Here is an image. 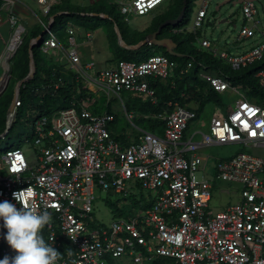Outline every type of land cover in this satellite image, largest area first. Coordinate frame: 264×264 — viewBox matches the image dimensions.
<instances>
[{
	"label": "built area",
	"instance_id": "1",
	"mask_svg": "<svg viewBox=\"0 0 264 264\" xmlns=\"http://www.w3.org/2000/svg\"><path fill=\"white\" fill-rule=\"evenodd\" d=\"M164 1H120V12L124 18L130 13L146 15ZM210 1L202 0L194 18L190 32L196 39L200 38L199 27L204 24ZM37 2L45 16L40 21L45 34L41 43L36 37L31 45L38 44L65 67L66 73L75 75L90 95L80 102L72 101L69 107L34 113L32 133L24 144L33 151L32 158L19 145L0 151V201L20 207L12 193L33 188L35 209L47 210L52 216L43 234L60 252L57 264H110V259L132 255L167 257L176 264H264V104L242 94L224 115L214 114L209 130L204 131L190 128V122L199 116L198 106L168 101L167 109L150 115L162 121V132L142 128L133 122L140 115L127 109L121 93L130 92L157 103L156 83H167L178 61L157 52L141 61L122 59L100 67L81 56L74 22H67L64 37L54 30L52 8L61 0ZM14 6L15 0L2 2L17 30L22 24L13 13ZM242 12L246 23L239 39L261 36L249 49L232 54L212 48L207 38L201 40L203 47L234 70L264 61V25L257 18L255 1L244 0ZM186 28V24L172 26V32L178 34ZM85 38L88 42L93 39L92 30L87 29ZM29 55L31 69V62L35 65L33 47ZM191 66L192 61L184 71ZM200 75L219 93L229 88L239 91L222 74L201 67ZM255 77L264 91V64L257 68ZM26 82L18 88L16 84L14 120ZM61 82L55 80L54 88ZM113 95L121 98L134 124L127 128L130 140L126 144L111 128L117 112L96 113L91 109L102 97L108 104ZM215 144H239L244 149L223 158L202 151ZM209 160L212 165L198 178L196 172ZM214 180L241 185L238 200L219 211L210 208ZM97 189L120 194L124 200L123 206L114 204L117 217L108 225L93 213ZM224 191L233 192L231 188ZM3 232L0 259L14 257L16 252L3 239Z\"/></svg>",
	"mask_w": 264,
	"mask_h": 264
},
{
	"label": "rangeland",
	"instance_id": "2",
	"mask_svg": "<svg viewBox=\"0 0 264 264\" xmlns=\"http://www.w3.org/2000/svg\"><path fill=\"white\" fill-rule=\"evenodd\" d=\"M120 1L124 3H129L130 0H63L64 4L71 5L76 8V6H82L85 8H98L99 6H105V8H120ZM172 0H165L152 12L146 15H134L132 13L128 14L124 19L127 22L125 30H120L116 27L115 23L110 20H103L99 25L95 23L99 22L100 18L92 16L87 20L77 19V23L89 27L93 32V39L90 42H85V32L86 27L76 26V35L79 40V51L81 56L86 60L95 61L100 67H107L112 64V59L116 58L115 51L113 48L117 46H123L124 48H130L125 46L124 41L127 37L129 42L128 45H137L141 42V38L146 35L148 30L155 29L157 26V21L166 13L177 12L178 9L182 8L183 0H176L175 8L171 6ZM211 0L207 15L204 20L203 26L199 27L200 38L196 40H189L187 33L192 30V24L198 9L202 5V0H192L189 7V21L186 23L187 28L180 33L179 37L186 40L185 46L188 50L194 49L201 50L203 52H209L208 49L201 45V40L204 38L209 39L212 42V48H217L219 51L226 50L232 54L241 53L249 49L253 44L261 39V36L256 35L254 38H241L239 39L240 31L243 25L246 23L245 16L242 12L243 2H238V0ZM258 11L257 18L260 19L262 25H264V0H254ZM221 4L220 9L217 6ZM28 28V26L26 27ZM64 29V21L58 18L55 23L54 30L56 32ZM30 31V29H29ZM115 34H114V33ZM109 33H112L111 41L109 39ZM116 35V36H115ZM21 36H27V33H23ZM85 38V39H84ZM123 41V43H122ZM27 46V47H26ZM26 46L20 45L16 50L15 54L10 59L11 69L8 72L5 83L0 87V96L4 93L3 97L0 98V124L4 125L6 123L3 112L10 108L11 103H8L9 97L14 95L16 90V84L21 80L14 76L17 69L22 65V60L28 59V50L31 44L28 42ZM193 46V47H192ZM51 53V50H50ZM20 61V62H18ZM4 61L0 64V70L4 65ZM19 67H17V66ZM30 72V71H29ZM27 76V75H26ZM25 76V77H26ZM24 77V78H25ZM10 78V79H9ZM5 88V89H4ZM242 89V88H241ZM233 89H228L222 93V100L219 104L208 105L204 107L199 112V116L196 120L190 122V128L200 127L204 131H208L211 123V118L215 114L217 116L224 115L227 112L228 106H233L239 97V93ZM128 92H122L121 97L126 103L128 100ZM185 96V95H184ZM112 105L119 116L124 120L125 124L134 126L133 122H137V117L133 118V122L128 118L127 112L124 104L119 96L111 97ZM26 115H21L19 120L10 130L9 134L5 138L0 139V151L6 149L11 143L22 146L25 149L27 157L30 159L33 157V151L25 148V140L31 135V127L25 128L23 119ZM2 122V123H1ZM132 130V129H131ZM244 149L239 144H215L202 148V151L206 154H210L215 158L228 157L239 150ZM212 160L208 163L202 165V169L196 172L198 178L202 176L212 165ZM210 172V171H209ZM241 187L239 183H233L223 180H214V185L212 188V200L210 201V208L214 211H219L224 209L228 204L234 203L238 200V189ZM225 188H231L232 193H228ZM237 188V189H236ZM95 200L93 206L94 216L102 223L110 224L113 222L117 213L113 209L114 204L125 205L122 195L120 194H110L104 190H98L95 193ZM126 208H129L127 205ZM114 264H172L168 261H163L162 259L155 258L152 256H126L116 260Z\"/></svg>",
	"mask_w": 264,
	"mask_h": 264
},
{
	"label": "trees",
	"instance_id": "3",
	"mask_svg": "<svg viewBox=\"0 0 264 264\" xmlns=\"http://www.w3.org/2000/svg\"><path fill=\"white\" fill-rule=\"evenodd\" d=\"M192 0H189V5L187 7L185 18L175 27L183 26L189 21V7ZM172 8L177 7L176 2L173 3ZM181 8L174 13L164 14L156 23L155 29L148 30L146 35L158 28L159 24L168 19L175 18L178 16ZM69 12V13H66ZM91 12H103L109 14L112 17V23H115L120 30H125L128 26L124 19V16L116 8H105V6H99L98 8H85L82 6H76V8L71 5H66L64 3L55 4L52 8V13H55L54 24L57 22L58 18L64 21V29L58 31L61 37L65 36V26L67 22L76 20H87L91 15ZM100 18L99 22L95 25H99L105 18L101 16H96ZM107 20V19H106ZM82 25L81 23H79ZM129 27V26H128ZM43 31L41 25L31 31V34L23 36L22 46H26L33 38L38 37V35ZM114 33V32H113ZM115 34V33H114ZM109 39L112 40V33H109ZM146 35L141 39L143 40ZM116 36V35H115ZM187 36L189 40L193 41L196 39V34L188 32ZM160 37H171L178 42V46L175 48L177 52L181 55L170 54L165 47L157 46L154 44H145L137 49H128L123 46H117L113 48L115 51L116 58L112 61L118 60H132L141 61L147 59L154 53L163 52L166 53L171 59L178 61L179 65L174 73L173 77L169 78L167 83H156L158 101L157 103H152L149 100H143L141 97L136 96L128 92V100L126 102L128 110H135L140 116L137 118L138 125L145 129L158 130L162 132V121L157 118H153L150 115L156 114L167 109L168 101H179L183 104H194L198 106V112H200L204 107L208 105H217L222 100V93L214 90L210 83L200 75L201 67H204L211 73H219L229 78L234 85L239 87L245 92L246 96L258 103L264 104V91L259 86L258 79L255 77L257 68L264 64V61L260 64H254L250 66L243 67L239 70H234L227 64L223 63L218 58L214 57L210 52H203L201 50L194 49L190 50L185 46L186 40L179 37L178 34L172 32V27L165 28L161 33ZM125 42L128 43L129 40L126 38ZM27 47V46H26ZM34 60L36 65V70L33 77L25 83V86L21 88L22 105L18 108L15 120L12 127L19 120L21 115H26L23 119L25 128L31 127L30 124L34 119V113L39 112L41 114L49 113L56 108L69 107L72 101H82L86 99L90 93L82 88V85L77 82L75 75L66 73L64 71L65 67L63 65L55 62L48 53L43 52L38 44H33ZM192 61V66L186 71L188 62ZM20 62V61H18ZM17 66V65H16ZM19 67V66H17ZM30 71V55L28 50V59L22 60V65L17 69V78L23 79ZM61 79V83L57 89L54 88V81ZM48 85L49 87H45ZM185 94L183 96L182 94ZM4 93L0 96L3 97ZM13 95L9 97L8 103H12ZM191 101H194L191 103ZM106 103V97L100 98V100L95 101L91 109L96 113H101L104 111L115 112L113 108L112 101L108 104ZM9 108L4 111V119L7 120ZM142 114H148L149 116L144 117ZM2 123V122H1ZM129 124H125L124 120L117 113V119L111 125L113 135L117 139H121L123 143H128L127 128ZM11 127V129H12ZM6 128V123L4 125L0 124V134L4 132ZM10 129V130H11ZM32 129V128H31ZM10 132V131H9ZM9 134V133H8ZM7 134V136H8ZM6 136V137H7ZM16 145L11 143L7 147H12ZM135 205H139L135 203ZM163 261L171 262L176 264V262L167 257L159 258ZM116 262L114 259H110V264Z\"/></svg>",
	"mask_w": 264,
	"mask_h": 264
},
{
	"label": "clouds",
	"instance_id": "4",
	"mask_svg": "<svg viewBox=\"0 0 264 264\" xmlns=\"http://www.w3.org/2000/svg\"><path fill=\"white\" fill-rule=\"evenodd\" d=\"M12 196L20 207L7 200L0 201V232L6 229L3 239L16 254L0 259V264H57L60 252L43 234L52 220L51 213L35 209V193L31 186L14 191Z\"/></svg>",
	"mask_w": 264,
	"mask_h": 264
},
{
	"label": "crops",
	"instance_id": "5",
	"mask_svg": "<svg viewBox=\"0 0 264 264\" xmlns=\"http://www.w3.org/2000/svg\"><path fill=\"white\" fill-rule=\"evenodd\" d=\"M2 2H3V0H0V61L2 60V58H4L7 55L6 50L8 48V45L11 41L13 34L16 31V26L13 25L10 21V13L5 8H2ZM175 2H176V0H172L171 5ZM61 3H64L63 0H61ZM117 10L120 11V8ZM13 13L16 15L19 23H21L25 27L27 34L28 33L31 34L32 30H34L35 28L40 26V21L45 18L37 0H15V6L13 8ZM66 13H69V12H66ZM94 13H97L99 16H101L107 20H112V17L109 14H106L103 12H91L88 14L91 16H98V15H93ZM53 15L56 16L55 13H53ZM106 15H108V16H106ZM72 22H74L76 25L78 24L80 27H86L84 25H80L76 21H72ZM27 26H28V28H26ZM54 26H55V24H54ZM174 26H176V25H174ZM168 27H172V25L168 26ZM86 28L90 29L89 27H86ZM29 29H30V31H29ZM84 41L88 42L87 40H84ZM31 47H32V45H31ZM16 50H15V52H16ZM29 51H30V48H29ZM85 59H87V58H85ZM9 60H10V58H9ZM3 61H5V59H3ZM113 62L114 61H112V63ZM238 89L242 90L239 87H238ZM242 94H245V92L243 90L241 93H239V96Z\"/></svg>",
	"mask_w": 264,
	"mask_h": 264
},
{
	"label": "water",
	"instance_id": "6",
	"mask_svg": "<svg viewBox=\"0 0 264 264\" xmlns=\"http://www.w3.org/2000/svg\"><path fill=\"white\" fill-rule=\"evenodd\" d=\"M243 1L244 0H238V2H243ZM225 2H228V0ZM188 5H189V0H183L182 8H181L177 17L168 18V19L162 21L159 24L158 28L154 31L149 32L146 35V37L143 40H141V42L139 44L128 45L126 42H124L125 46H129L130 48L137 49V48H140L141 46H143L145 44H154L157 46L165 47L170 54L181 55L180 52H177L175 50V48L178 46V42L175 39H173L171 37H160V35L165 28H167L168 26H171V25L172 26L177 25L184 19ZM220 7H221V4L219 6H217V9H220ZM93 15H98V14L94 13ZM106 16H108V15H106ZM51 25H53V23H51L50 26ZM44 34H45V31H42L37 37L39 39L40 43L43 39ZM122 43H123V41H122ZM31 49H32V47L30 46V50ZM34 73H35V65L33 62H31L30 72L27 74V76L25 78L21 79L17 83V88L21 84H23L24 82H26L30 78H32ZM14 115H15V103L12 101L11 106H10L9 111H8V114H7L6 128H5L4 132L0 134V139L5 138L7 136V134L9 133V131L13 125Z\"/></svg>",
	"mask_w": 264,
	"mask_h": 264
},
{
	"label": "bare ground",
	"instance_id": "7",
	"mask_svg": "<svg viewBox=\"0 0 264 264\" xmlns=\"http://www.w3.org/2000/svg\"><path fill=\"white\" fill-rule=\"evenodd\" d=\"M24 30V27L21 25L17 28L15 34L13 35V39L11 41V44H10V49L7 51V55L3 58L5 59V63L3 65V67L1 68L0 70V87H2L5 83V80L7 78V75H8V72L10 71V67H11V64H10V60L9 58L11 59V57L15 54V50L20 46V43H21V35H22V32ZM2 59V61H3Z\"/></svg>",
	"mask_w": 264,
	"mask_h": 264
}]
</instances>
